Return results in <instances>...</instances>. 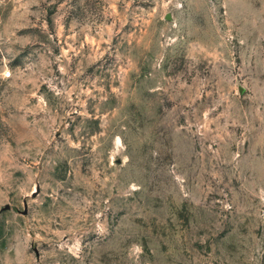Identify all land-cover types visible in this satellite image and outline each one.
<instances>
[{
    "label": "rangeland",
    "instance_id": "obj_1",
    "mask_svg": "<svg viewBox=\"0 0 264 264\" xmlns=\"http://www.w3.org/2000/svg\"><path fill=\"white\" fill-rule=\"evenodd\" d=\"M0 264H264V0H0Z\"/></svg>",
    "mask_w": 264,
    "mask_h": 264
},
{
    "label": "water",
    "instance_id": "obj_2",
    "mask_svg": "<svg viewBox=\"0 0 264 264\" xmlns=\"http://www.w3.org/2000/svg\"><path fill=\"white\" fill-rule=\"evenodd\" d=\"M241 92H243V90H241Z\"/></svg>",
    "mask_w": 264,
    "mask_h": 264
}]
</instances>
